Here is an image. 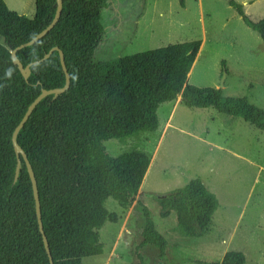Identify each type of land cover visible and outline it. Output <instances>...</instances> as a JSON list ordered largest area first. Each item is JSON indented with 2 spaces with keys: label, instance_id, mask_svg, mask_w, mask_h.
Wrapping results in <instances>:
<instances>
[{
  "label": "trees",
  "instance_id": "1",
  "mask_svg": "<svg viewBox=\"0 0 264 264\" xmlns=\"http://www.w3.org/2000/svg\"><path fill=\"white\" fill-rule=\"evenodd\" d=\"M56 24L34 44L17 50L23 66L39 60L51 48L63 51L70 76L68 89L48 95L32 111L17 141L27 154L37 181L44 234L53 264H82L86 254L103 250L99 229L116 223L105 201L110 197L126 210L136 200L150 164L142 151L118 156L106 152L103 142L124 139L158 128L157 109L178 96L188 107H213L236 116L264 132V109L245 97L223 94L221 88L187 84L201 40L98 61L94 52L104 35L102 11L111 0H62ZM32 18L10 10L0 0V264H50L39 231L30 177L24 161L14 181L16 155L11 141L14 127L41 89L61 87L65 73L54 50L30 65L25 79L12 62L11 50L29 41L53 18L56 0H34ZM243 22L264 42V17L252 21L242 4L227 0ZM159 216L175 215L182 236L201 237L218 206L215 195L200 177L166 193L155 195ZM144 222L135 251L136 264H148L138 249L152 245L162 264L168 240L161 234L141 201ZM160 259V260H159ZM184 263L245 264L241 251H226L221 260L185 257Z\"/></svg>",
  "mask_w": 264,
  "mask_h": 264
},
{
  "label": "rangeland",
  "instance_id": "2",
  "mask_svg": "<svg viewBox=\"0 0 264 264\" xmlns=\"http://www.w3.org/2000/svg\"><path fill=\"white\" fill-rule=\"evenodd\" d=\"M4 1L10 10L34 16V0ZM200 1L202 22L199 0H111L102 11L104 35L95 60L202 40L205 35L187 84L221 88L226 96L245 97L264 109V42L227 0ZM235 1L250 20L264 17V0ZM0 43H4L1 36ZM180 98L159 105L155 131L103 142L111 156L145 152L149 156L145 168L150 164V170L128 209H121L110 197L105 201L118 220L102 225V252L83 255L82 264H136L144 222L137 201L148 207L157 230L168 240L162 264H196L184 263L185 257L221 260L232 250L244 254L245 264H264V132L213 107H188ZM195 177L215 195L218 206L204 234L190 238L175 230L174 214L159 216L154 196ZM138 250L148 264L158 262L154 246Z\"/></svg>",
  "mask_w": 264,
  "mask_h": 264
},
{
  "label": "water",
  "instance_id": "3",
  "mask_svg": "<svg viewBox=\"0 0 264 264\" xmlns=\"http://www.w3.org/2000/svg\"><path fill=\"white\" fill-rule=\"evenodd\" d=\"M62 5H63V1L62 0H56V9H55V13H54V16L51 19V21L40 32H38L32 39H30L29 41L24 42V43L16 46L10 52L11 53L12 62L17 65V68L19 69L21 75L25 79H27L28 76L30 75V65L39 63V62L43 61L44 59L48 58L54 50H57L59 52L60 62H61V65H62V69H63V71L65 73V83H64L63 86L57 87V88H51V89H44V88L41 89L40 93L27 106L23 116L21 117V119L17 123V125L14 127V130H13L12 135H11V141H12V145H13L14 152H15V155H16V166H15V173H14V181H16L18 179V175H19L20 168H21V161L23 160L24 163H25L26 169H27V173H28V175L30 177V180H31L32 192H33V197H34V201H35L36 216H37V221H38V227H39V231L41 232L42 237H43L44 246H45L46 252H47V254L49 256L50 264H53V260H52V257H51V253H50V249H49V246H48L47 238H46V236L44 234V230H43L37 181H36L35 174H34V171L32 169V166H31V164H30V162L28 160L27 154L25 153V151L22 149V147L19 145V143L17 141V135H18L20 129L24 126V124L29 119L32 111L35 109L37 104L43 98H45L48 95H53V97L55 98L59 94L65 92L68 89V87L70 85V76H69V73H68L66 65H65L63 51L60 50L57 46H54L53 48H51L39 60L33 61L32 63H29V64H27L25 66H23V64L18 59L16 52L20 48H23L25 46H29L31 44H34L38 39L43 37L49 30H51L53 28V26L56 24V22L58 21V19L60 17V14H61V11H62ZM224 74H225V72H224Z\"/></svg>",
  "mask_w": 264,
  "mask_h": 264
},
{
  "label": "crops",
  "instance_id": "4",
  "mask_svg": "<svg viewBox=\"0 0 264 264\" xmlns=\"http://www.w3.org/2000/svg\"><path fill=\"white\" fill-rule=\"evenodd\" d=\"M201 1L199 0V13H200V18H201V22H202V13H201ZM204 38H205V35L203 36V39L201 40V47H200V49H199V51H198V54L200 53V50H201V48H202V45H203V41H204ZM198 54H197V56H198ZM197 56H196V58H197ZM181 99V98H180ZM180 101V100H179Z\"/></svg>",
  "mask_w": 264,
  "mask_h": 264
},
{
  "label": "bare ground",
  "instance_id": "5",
  "mask_svg": "<svg viewBox=\"0 0 264 264\" xmlns=\"http://www.w3.org/2000/svg\"><path fill=\"white\" fill-rule=\"evenodd\" d=\"M189 75H190V74H189ZM149 170H150V167H149L148 171H149ZM148 171H147V173H146V175H145L144 180L146 179V176H147V174H148ZM144 180H143V181H144Z\"/></svg>",
  "mask_w": 264,
  "mask_h": 264
}]
</instances>
